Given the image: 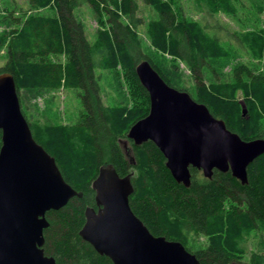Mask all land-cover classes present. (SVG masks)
I'll return each mask as SVG.
<instances>
[{
    "label": "trees",
    "instance_id": "obj_1",
    "mask_svg": "<svg viewBox=\"0 0 264 264\" xmlns=\"http://www.w3.org/2000/svg\"><path fill=\"white\" fill-rule=\"evenodd\" d=\"M27 1L33 9L52 8L54 15L14 20L19 27L9 33L7 60L0 74L13 76L18 97L22 89H76L84 110L81 121L68 126L30 123L21 109L36 143L55 159L65 182L81 193L60 210L46 213L49 225L43 231L44 254L53 257L56 264H112L79 236L84 210L96 209L91 184L100 167L110 165L119 177L130 178L133 192L129 206L153 236L180 242L201 264H246L242 257L248 253L247 264H264V155L248 166L246 184L230 172L214 170L206 179L201 171L190 168L191 182L185 188L173 180L153 143L135 146L127 139L130 127L149 112L148 93L135 74L139 62L148 61L167 85L184 91L176 88L144 52L136 34L142 24L137 0ZM143 1L157 14L147 28L151 45L183 62L194 80L196 95L185 92L242 140L264 139V72L237 65L232 80L222 82L211 63L229 57L220 45L229 34H222L217 25L207 27L179 19L171 0ZM195 1L212 17L233 12L237 0ZM250 1L257 13L264 11V0ZM85 4L100 27L94 43L74 15V10ZM208 28L213 35L207 33ZM232 37L254 57L264 59V29ZM62 55L64 63L50 59ZM118 65L130 101L106 106L100 97L97 72L113 71ZM206 73L212 79L209 84ZM237 93L242 94L241 99ZM241 101L247 118L241 116ZM123 141H127L128 155ZM198 237H205L207 244L192 250L190 238ZM250 244L253 251H249Z\"/></svg>",
    "mask_w": 264,
    "mask_h": 264
},
{
    "label": "water",
    "instance_id": "obj_2",
    "mask_svg": "<svg viewBox=\"0 0 264 264\" xmlns=\"http://www.w3.org/2000/svg\"><path fill=\"white\" fill-rule=\"evenodd\" d=\"M135 74L148 93L149 112L130 127L128 140L135 146L153 143L173 180L185 188L190 168L206 179L217 170L247 183L248 166L264 155V139L242 140L205 105L167 85L148 61L139 62ZM240 105L247 118L245 104ZM0 132V264H56L43 250L45 215L81 193L65 182L55 159L34 140L8 72L0 74ZM91 188L96 209L84 210L79 236L99 256L112 264H201L180 242L153 236L134 215L129 177L103 166Z\"/></svg>",
    "mask_w": 264,
    "mask_h": 264
},
{
    "label": "rangeland",
    "instance_id": "obj_3",
    "mask_svg": "<svg viewBox=\"0 0 264 264\" xmlns=\"http://www.w3.org/2000/svg\"><path fill=\"white\" fill-rule=\"evenodd\" d=\"M138 2V16L142 24L136 30L137 37L146 54H148L161 69L168 80L176 88L187 91L193 97L196 95L194 80L186 65L167 54L157 51L147 35L148 23L155 20L157 14L153 8L146 5L143 0ZM172 7L178 18L198 22L201 25L211 27L217 25L222 29V34L228 35L220 41V45L229 52V57L217 63H211L221 74L222 82L232 80V70L237 65H246L251 69L264 72V59L253 56L250 49L236 41L233 35L244 33H256L264 29V11L257 13L254 3L250 0H237L234 4V11L231 13H218L209 16L197 4L195 0H171ZM44 15L52 17L54 10L50 7L33 9L27 0H0V68L7 60V41L9 33L19 27L15 19L24 20L30 15ZM75 18L84 27L87 39L94 43L97 32L100 29L97 17L88 5H83L74 10ZM124 22L126 20L123 18ZM227 32V33H226ZM207 33L211 36L213 32L208 28ZM52 62L64 63L62 56H51ZM100 97L104 105L114 106L119 102L129 103L130 99L123 83L122 70L118 65L116 69L100 70L97 72ZM211 76L205 74V82L209 84ZM213 83V82H212ZM237 99L242 98L237 93ZM21 109L30 123L36 125H68L73 126L81 121L84 110L80 103V91L76 89L59 90H20L19 94ZM243 102V101H242ZM256 239V234H253ZM207 244L205 237L190 238L189 247L195 250L199 246ZM254 245L250 244L249 251H253ZM249 253L244 254L242 262L248 263Z\"/></svg>",
    "mask_w": 264,
    "mask_h": 264
}]
</instances>
